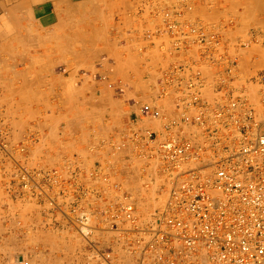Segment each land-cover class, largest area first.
<instances>
[{
    "label": "rangeland",
    "instance_id": "1",
    "mask_svg": "<svg viewBox=\"0 0 264 264\" xmlns=\"http://www.w3.org/2000/svg\"><path fill=\"white\" fill-rule=\"evenodd\" d=\"M141 1L91 0L74 7L54 29L29 27L1 47L0 264H138L126 252L125 236L99 209L115 194L102 176L132 194L140 223L163 200L166 183L156 160L112 144L145 123L134 101L155 97L152 85L162 59L140 51L146 44ZM193 3L194 15L219 23L230 44L248 40L239 52L244 77L264 70V0ZM146 124L160 126L158 121ZM64 159L78 163L85 187L95 183L89 177L93 173L104 190L99 201L83 199L90 210L88 239L72 219L40 212L19 191V165L55 167ZM107 252L110 261L99 255Z\"/></svg>",
    "mask_w": 264,
    "mask_h": 264
},
{
    "label": "built area",
    "instance_id": "2",
    "mask_svg": "<svg viewBox=\"0 0 264 264\" xmlns=\"http://www.w3.org/2000/svg\"><path fill=\"white\" fill-rule=\"evenodd\" d=\"M139 10L146 43L140 51L162 59L155 97L134 101L145 123L112 144L156 160L166 185L161 203L140 223L132 194L102 176L115 194L99 213L110 216L138 264H264V70L244 77L239 52L248 40L230 44L220 24L194 15L192 0H142ZM151 121L159 128L146 124ZM18 169L19 191L40 212L72 219L88 239L83 199L100 200L97 174L90 173L95 183L85 187L75 160ZM99 255L112 260L110 252Z\"/></svg>",
    "mask_w": 264,
    "mask_h": 264
},
{
    "label": "crops",
    "instance_id": "3",
    "mask_svg": "<svg viewBox=\"0 0 264 264\" xmlns=\"http://www.w3.org/2000/svg\"><path fill=\"white\" fill-rule=\"evenodd\" d=\"M91 0H0V52L29 27L54 29L70 11Z\"/></svg>",
    "mask_w": 264,
    "mask_h": 264
},
{
    "label": "bare ground",
    "instance_id": "4",
    "mask_svg": "<svg viewBox=\"0 0 264 264\" xmlns=\"http://www.w3.org/2000/svg\"><path fill=\"white\" fill-rule=\"evenodd\" d=\"M193 1H195V0H193ZM193 5H194V3H193ZM196 5H197V4H196ZM194 11H195V10H194ZM202 16H203V15H202ZM131 22H132V21H131ZM218 24H219V23H218ZM122 30H123V29H122ZM124 32H125V31H124ZM226 36H227V35H226ZM226 36H225V37H226ZM226 39H227V38H226ZM227 40H228V39H227ZM237 40H239V39H237ZM138 43H139V42H138ZM231 44H232V43H231ZM233 45H234V44H233ZM245 49H246V48H245ZM245 49H243L242 52H243ZM240 50H241V49H240ZM153 52H154V51H153ZM243 53H244V52H243ZM246 53H247V51H246ZM155 54H156V53H155ZM142 55H143V54H142ZM158 65H159V64H158Z\"/></svg>",
    "mask_w": 264,
    "mask_h": 264
}]
</instances>
